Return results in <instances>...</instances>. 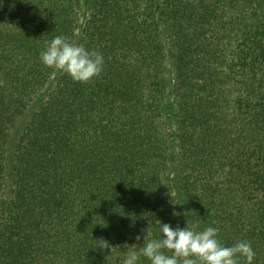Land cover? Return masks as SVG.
Returning <instances> with one entry per match:
<instances>
[{
    "label": "trees",
    "instance_id": "trees-1",
    "mask_svg": "<svg viewBox=\"0 0 264 264\" xmlns=\"http://www.w3.org/2000/svg\"><path fill=\"white\" fill-rule=\"evenodd\" d=\"M157 221L264 264V0H0V264H123Z\"/></svg>",
    "mask_w": 264,
    "mask_h": 264
},
{
    "label": "clouds",
    "instance_id": "clouds-1",
    "mask_svg": "<svg viewBox=\"0 0 264 264\" xmlns=\"http://www.w3.org/2000/svg\"><path fill=\"white\" fill-rule=\"evenodd\" d=\"M41 63L49 68L66 73L74 82L90 83L103 70V56L98 51H89L83 45L70 42L57 35L45 41V50L40 53ZM178 204V203H176ZM181 213L173 212V216ZM163 239H146L138 251H132L123 264H137L140 257L150 264H253L255 251L247 240H239L225 246L218 240L219 229L206 227L196 230L187 226L173 228L157 221ZM137 240L141 237L137 236ZM168 253H171L169 255Z\"/></svg>",
    "mask_w": 264,
    "mask_h": 264
}]
</instances>
